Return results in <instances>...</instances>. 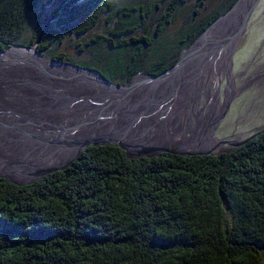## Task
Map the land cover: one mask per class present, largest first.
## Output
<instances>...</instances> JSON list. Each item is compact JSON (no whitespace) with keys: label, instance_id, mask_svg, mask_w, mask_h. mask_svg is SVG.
Masks as SVG:
<instances>
[{"label":"trees","instance_id":"trees-1","mask_svg":"<svg viewBox=\"0 0 264 264\" xmlns=\"http://www.w3.org/2000/svg\"><path fill=\"white\" fill-rule=\"evenodd\" d=\"M238 2L0 0V51L41 43L38 53L71 64L51 48L113 27L87 39L89 58L72 65L124 86L175 66ZM31 26L38 32L26 38ZM252 136L210 155L88 147L35 183L0 178V264H264V130Z\"/></svg>","mask_w":264,"mask_h":264},{"label":"rangeland","instance_id":"rangeland-1","mask_svg":"<svg viewBox=\"0 0 264 264\" xmlns=\"http://www.w3.org/2000/svg\"><path fill=\"white\" fill-rule=\"evenodd\" d=\"M188 13H189V6L187 5L179 11L176 17V23L173 26H171L168 32L170 37L174 36L177 33V31H179L182 28L184 19ZM34 26L30 27L29 32L26 33V38L28 36H31L33 33L38 32V29H39L38 27L35 30H31L32 28H34ZM112 28L113 27H110V28L103 27L99 29L98 31H94L93 33L90 32L91 34H87L82 37H79L76 34L70 35L68 38L64 40V42L59 47L53 46L50 50V53L53 55L64 54L66 55L67 60L73 61L72 62L73 64L81 63L83 65L86 63L85 61L90 56L88 52L81 51V48H83V43L87 39L94 37V34H97V33L106 34L107 30H111ZM70 29H75V26L70 27ZM240 33L238 36H236L234 46L231 49V51L228 53L227 58H226V63L220 70L218 77H216L217 79L214 78L215 81L208 79L206 80V82H204L200 86L196 84L194 87L190 89V91L184 97V100H186L185 105H182V106L174 105L172 107L173 112L171 111V109L168 108L167 105L165 104L162 105L166 109V115H167L166 117L169 118L168 120H171V121L176 120L178 122V125H176V130H177V133H181L179 138L182 139L181 143H183L184 140L191 134L192 128L195 129L198 126H202V124H205V121H207L210 118L211 110L208 109L207 105L204 104L203 107H201V109L199 107V105L203 102V99L205 103L207 102V99L203 97V93L207 90H211L213 95L219 94L220 102L215 105L216 111L213 116V119L211 120V122L209 120L207 121L211 123L212 127L207 129L205 132H203L204 134L202 135V139H201L203 142L205 141L206 145L210 146L208 149L199 148L195 150H188V149H181L178 147H172L171 145L164 146L162 143H160L161 146H159V145L151 144L150 142L153 140V138H147V137H144L143 140L147 141L149 145H146L143 147H137L135 149L132 146L135 143H132V142L135 141L134 139L140 142L141 139L136 138L133 135L132 132L136 125L134 127L129 128L128 125H130V123L125 124V128L127 130H125L123 126L121 127L120 134H125L126 143L128 145H131L134 151L131 150L130 147H128L122 140H117L116 144H122L127 150V152L133 157L138 156L140 152H143L144 150L143 148H147V147L156 148V149L163 148V149H168L174 152H182V153L210 151L213 154H219V153H224V152H230L233 149L238 148L237 146L238 144L244 142L247 138L251 137L255 133L259 131H263L264 130V0H260V2L257 4L253 13L248 19L244 30ZM39 45H41V43L31 47L34 49H29L28 47H23L26 49H21V47L18 48L15 46L10 47L6 51H4V54L7 52L9 53L10 51L13 52V50L16 52L17 49L21 50L20 53L22 54V56L20 53L16 52L17 53L16 55L18 57L16 59L17 60L16 64H19L21 67L27 69L28 70L27 72L29 71L36 72L32 68V66L34 65L33 67H38L36 64L40 65L39 62L38 63L36 62V60L42 57L36 55L34 52L35 49L37 51V47ZM24 52H29V53H24ZM26 54H28L27 57H26ZM43 57L50 58L47 55L46 56L43 55ZM48 61L50 62V60ZM65 63H68V62H65ZM41 64L45 66L44 68L46 69L48 73L47 72L43 73V76H40L38 72L33 73L32 76L37 77L36 81L34 82L35 90L32 89V87L30 89L27 88L26 90V93H28L29 95H33L34 93L40 90L39 89L40 87L45 88V90H42V91L40 90L41 91L39 95V97L41 96V98H39L40 100L36 99L34 101L33 99H31L34 102H36L37 105H34L35 103L31 101V103L34 106L28 105V108L26 107V105L14 107V110L12 111L13 113L10 112L9 114L10 116L15 115L14 120H12L14 124H10L9 122L7 123L6 119H4L3 121H0V130L2 131L1 133L2 136L0 137V140L3 137L8 135L9 138L12 137L11 141L13 143L20 144L22 147H16L15 145L13 146L16 149L15 156L18 159H20V161L23 163L22 166L20 167H11V168H4V169L1 168L0 175L5 174L9 176V178L13 180L16 179L15 181L18 180L17 182L23 183V184L34 182L38 178L35 175L39 170L42 171L46 168H49L48 167L49 165H47L48 163L52 164L53 166H56L55 164H58L59 165V166L57 165L58 167H62L64 165L63 163L69 161L75 154H77L76 152L78 148L80 147L81 143L83 142L82 140L83 137L78 138V139H72V137L69 138L65 136V134L61 135L59 132H56V133L52 132V130L58 131L57 129L60 128L61 132L65 131L66 133L67 128L61 127L59 126V124H56V123L52 124V122L47 121L45 118L41 119L42 115H39L37 119H32L31 121L27 119L26 115H29L28 113H32L34 110L42 111L43 114H45L43 116L48 117L50 119H52L51 116H53V119H52L53 121H56V119L63 120L61 118L63 113H71L72 111V109H70L69 107H60V104L58 108H56L55 105L52 107L53 102L58 101L57 98L59 100H64L65 96L63 95V93H60L61 87H56L55 89L48 90L45 86H43L42 80L46 82L48 81V79L45 80L44 78H54V77L63 80L67 85L66 87H69L70 93L74 95V96L67 95L66 97L67 100L81 99L84 97L83 94L75 95L74 93H72V91H80L87 87H91L92 89L96 88L95 82L93 79L81 76L79 74L74 75L73 70H63L61 68L53 66L52 64H46V63H41ZM0 67L3 69H8V68L13 69V67L11 66L7 67V66L0 65ZM194 67L196 66L191 67V69ZM4 75L6 77L1 76L3 79L1 81L2 87L0 85V92L3 91L4 88H9L10 85L16 84V81L13 78L14 77L13 75H11L10 73L9 74L4 73ZM89 76H93L94 79L96 78L95 75H92V74H90ZM40 77H44V78L41 80ZM216 81H218L219 85ZM130 84H128V86ZM134 84H135V81L128 89H132L135 86ZM15 87L17 86L14 85V88L4 90V93H3L4 95L1 96L2 100L0 99V108L1 106L3 107L4 102L13 101L14 99L19 100V98H14L15 91H19L22 94L24 93V89L15 90L16 89ZM92 89L90 90L89 94H92L93 96H95L93 94ZM95 90H97L98 97L103 98V96H105V93L103 94L101 90H98V89H95ZM8 96H11V98ZM61 96L63 99L60 98ZM25 99L29 101V99L27 98ZM129 101L131 102V100ZM147 101L152 102L154 100L147 98ZM46 103H50L48 105L51 109H55V110L56 109H66V110H62L63 113L60 110L58 112H54L50 114V112H46V110L42 109V107L46 106ZM145 103H146L145 98H139L132 104L140 105V106L142 105L143 107H145ZM134 110L140 111V108L137 107V108H134ZM134 110L133 112L132 111L129 112L131 116L136 115V113H134ZM0 111H1L0 116L1 115L6 116L9 113L7 111H2V108L0 109ZM150 111H152L153 114L156 112V109H154V106H152L151 109L148 107L145 114L147 112L149 113ZM20 113L22 114L26 113V114L25 116H23ZM78 113L77 114L71 113V114L77 116L79 115ZM96 113H102V112L97 111ZM97 115L98 114H94L93 116H97ZM20 116L22 117L21 121H19L18 119V117ZM131 116L128 119L133 120V117ZM178 116H182V117H178ZM24 117L26 119H24ZM68 119H70L71 121L76 120V119L69 118V117ZM142 120H144V118L141 116L139 117L136 123L137 124L138 122L141 123L140 121ZM181 124H182V129H180ZM144 125L141 124L140 129ZM91 128H96V127H91ZM74 129L76 133H78L80 130L77 128H74ZM93 130L94 132L89 131V128H87L85 129L84 132H86V134L88 133L96 134L95 129ZM131 130L132 132H130ZM98 137H101V135H99ZM121 138L124 139V137H121ZM52 139L53 141L60 140L63 143H65L66 146H68V152H67L68 156L66 155L67 157L64 156V157H61V159H59L56 156H54L55 153H53V159L51 161H48V159H51L52 157L50 155L51 154L50 150L53 149L54 146H50L49 148L47 147L50 145L49 142ZM148 143H145V144H148ZM26 145L27 146L32 145L33 150L29 153L22 152L24 151V148ZM51 145H54V144H51ZM38 147H40L39 151L37 153H34L36 148ZM155 152L157 151H153L151 152V154H155ZM37 155L40 156V158L32 160ZM79 156H77V158ZM142 157L143 156L139 158H142ZM0 167H2V165H0ZM34 169H38V170L35 171Z\"/></svg>","mask_w":264,"mask_h":264},{"label":"bare ground","instance_id":"bare-ground-1","mask_svg":"<svg viewBox=\"0 0 264 264\" xmlns=\"http://www.w3.org/2000/svg\"><path fill=\"white\" fill-rule=\"evenodd\" d=\"M251 1L242 0L238 8L227 19H225L222 22H218L215 26H213V28H211L208 31L206 37L201 39L193 47V50L190 52V54L187 55L182 60L179 67L173 73H170L159 80L149 81V80H145L144 78H138L135 80V84H134L135 86L132 89H128V88L127 89L125 88L124 89H117V88L111 89L108 86H106L98 78L94 79L93 76L80 73L73 69L58 67L63 70H73L74 75L79 74L81 76L93 79L95 82L96 88L92 89L91 87H87L80 91H72V93H74L75 95L83 94L84 97L82 96L83 98L81 99L67 100L66 98L67 95L69 96H74V95L70 93L69 87H66L67 85L63 80L58 79L56 77L54 78L40 77L41 80L43 78L45 80L48 79V81L46 82L42 80L43 86H45L48 90L55 89L56 87H61L60 93H63V95L65 96L64 100H59L57 98L59 102L58 101L53 102L52 107L55 105L56 108H58L60 104V107H69L70 109H72L71 113L77 114L79 112L78 113L79 115L76 116L71 113H63L62 110H66V109H56V110L51 109L48 105L50 103H46V106L42 107V109L46 110V112H50V114L61 110L63 115L62 116L59 115V116H61L63 120L54 118L56 119V121H53L52 120L53 116H51L52 119L45 117L43 116L45 114H43V112L39 110H34L32 113H28L30 116L26 115L27 119L31 121L32 119H37L39 115H42L41 119L45 118L47 121L52 122V124L56 123V124H59V126L61 127L67 128L66 133L65 131L61 132L60 128H59L60 130L59 129H57L58 131L52 130V132H55V133L59 132L61 135L65 134V136L69 138L72 137V139H78V138L83 137L82 139L83 141L87 138H93V136H96L95 138H111L115 140L118 139V140H122L128 147H130L131 150H133L131 145H128L126 143L125 134H120V129L123 126V128L127 130L125 128V124L131 123L133 120H136L137 122L139 117L142 116L144 120L140 121L141 123L138 122V124L137 123L135 124L136 126L133 129V132L132 130L130 131L133 133V135L136 138L141 139L140 142H138V140L136 139H134L135 141L132 142V143H135L134 145H132L135 149L137 147H143V146L149 145L147 141L143 140L144 137L153 138V140L150 143L154 145H159V146H161L160 143H162L164 146L171 145L172 147H178L181 149H188V150H195L199 148L208 149L210 146L206 145L205 141L203 142L201 139H202V135L204 134L203 132H205L207 129L212 127L211 123L207 121L209 120L211 122V120L213 119V116L216 111L215 105L220 102L219 94L213 95L211 90H207L203 93V97L207 99V102L205 103L203 99V102L199 105V107L201 109V107H203V105L206 104L208 109L211 110V114L209 112L210 118L207 121H205V124H202V126H198L195 129L192 128L191 134L184 140L183 143H181L182 139L179 138L181 133H177V130H176V125H178V122L176 120H173V121L168 120L169 118L166 117L167 116L166 109L162 105L163 104L167 105L168 108L171 109L172 111V107L174 105H180V106L185 105L186 100H184V97L190 91V89L194 87L196 84L200 86L204 82H206V80L208 79L215 81L214 78L218 77L220 70L226 63V58H227L228 53L231 51V49L234 46L236 36L239 35V31H242L240 28L242 27L243 16L246 13V10ZM16 52L20 53L21 50L17 49ZM16 52L13 50V52L11 51L9 53L7 52L8 54L7 53L0 54V65L7 66V67H10V66L13 67V69L12 68L3 69L0 67L1 87H2L1 81L3 79L1 76H5L4 73H7V74L10 73L11 75L14 76L13 78L16 81V84H14L15 86H17L15 87L16 88L15 90L24 89L23 94L20 93L19 91H15L14 98H19V100L14 99L13 101L4 102L3 107L1 106L2 111H7L9 113L6 116L1 115L0 121H3L4 119H6L7 123L9 122L10 124H14L12 120H14L15 115L14 116L9 115L10 112L13 113L12 111L14 110V107L26 105V107L28 108V105L29 106L37 105L36 102L34 101L36 99L41 98V96L39 97V95L42 90H45V88L40 87L39 89L41 91L39 90L33 95H29L28 93H26V90L27 88L30 89L31 87L32 89L35 90L34 82L36 81L37 77H33L32 76L33 73L38 72L40 76H43V73L47 72L46 69L44 68L45 66H43L41 63L51 64L47 60L46 57L41 56L42 58H39L36 60V62L37 63L39 62L40 65L36 64L38 67H33L34 65L32 66V68L36 72H32V71L27 72L28 71L27 69L21 67L19 64H16L17 62L16 59L18 58L16 55L17 54ZM24 53H29V52H24ZM27 55L28 54H26V57ZM193 66H196V67L191 69V67ZM216 82L218 83V81ZM14 85H10L9 88H4L3 91L0 92V99L2 98L1 96L4 95L3 94L4 90L12 89L14 88ZM91 89L93 90L94 95H97V90L95 89H98V90H101L103 94L105 93V96H103V98L102 97L96 98L92 94H89ZM62 96L60 97L61 99H63ZM8 97L11 98V96H8ZM25 98L29 99V101L26 100ZM139 98L146 99L145 107H143L142 105L140 106V105L132 104ZM147 98L152 99L154 101L148 102ZM31 99H33L34 101ZM100 99L104 101V106H98L96 104L99 102ZM129 100H131V102ZM31 101L34 102L35 104L33 105ZM106 105H109L107 109L104 108ZM152 106H154V109H156V112L153 114L152 111H150L149 113L147 112L145 114L147 108L149 107L151 109ZM137 107L140 108V111L134 110V108H137ZM103 110H105L103 113H96L97 111L100 112ZM133 110H134V113H136V115L131 116L129 112L130 111L133 112ZM20 114L25 116L26 113H23V114L20 113ZM94 114H98V115L93 116ZM129 115L133 117V120L128 119L130 117ZM68 117L76 119V120L71 121L70 119H68ZM178 117H182V116H178ZM21 118H22L21 116L18 117L19 121L22 120ZM24 119L26 118L24 117ZM141 124L143 125L145 124V125L140 129ZM91 127H96V128H91ZM74 128L80 129L79 132L76 133ZM87 128H89V131H93V132H94L93 129H95L96 134H92V133L86 134V132L84 131ZM180 129H182V124L180 126ZM1 133L2 131L0 130V137L2 136ZM99 135H101V137H98ZM121 137H124V139H122ZM11 138H9L7 135L0 140V165H2L0 169L20 167L23 164L20 161V159H18L15 156L16 149L13 145H15L16 147H22V146L20 144L13 143L11 141L12 140ZM145 143H148V144H145ZM49 144L50 145L47 148H49L50 146H54V147L53 149L50 150V153H51L50 155L52 157L51 159H48V161H51L53 159V153H55L54 156H56L59 159L67 155L68 146H66L65 143H63L62 141L60 140L53 141L52 139L49 142ZM51 144H54V145H51ZM31 146L32 145L30 146L26 145L24 148V151L22 152H25V153L31 152L33 150V146L32 147ZM39 149L40 147L36 148L34 153H37ZM39 158L40 156L37 155L32 160L39 159ZM47 165H49L48 167L53 166L50 163H48ZM55 165L57 166L58 164H55ZM34 170L37 171L38 169H34Z\"/></svg>","mask_w":264,"mask_h":264},{"label":"water","instance_id":"water-1","mask_svg":"<svg viewBox=\"0 0 264 264\" xmlns=\"http://www.w3.org/2000/svg\"><path fill=\"white\" fill-rule=\"evenodd\" d=\"M251 1V0H250ZM242 2V0H239V2L232 8L231 11H229V13H227L225 16L221 17L220 19H218L216 22H214L201 36L200 38L196 41V43L188 50H186L180 60L178 61V63L173 66L172 68H170L169 70L165 71L164 73L160 74L159 76H142V75H138L136 76L131 84L128 86V85H124V86H118L112 82H110L105 76H103V74L97 70H94V69H89V68H81L79 66H76V65H72V64H69V63H61V62H58V61H55V60H52L51 58H47L48 60H50L51 64L53 66H57V67H64V68H68V69H73V70H76L78 72H81L83 74H87V75H90V74H93L95 75L96 78L100 79L106 86H108L109 88H117V89H127L129 88L136 79L138 78H144L145 80H149V81H156V80H159L163 77H165L166 75L170 74V73H173L178 67L179 65L181 64L182 60L190 54V52L193 50V47L201 40L203 39L204 37H206L208 31L213 28L214 25H216L218 22H222L224 21L225 19H227L239 6V4ZM260 2V0H252L250 2V6L248 7L246 13L244 14L243 16V20H242V27L240 28L242 31L244 30L245 28V25L248 21V19L250 18L251 14L253 13L255 7L257 6V4ZM242 31H239L242 32ZM241 34V33H240ZM15 47H21V46H15ZM21 49H26V48H23L21 47ZM29 49H34V48H29ZM35 54L38 55V56H42L43 55H40L38 53V51H36V49L34 50ZM0 54H4V51H0ZM96 98H99L97 95H95ZM98 106H104V101L103 100H99L98 103H96ZM109 105H106L104 108H108ZM105 110L103 111H100V112H104ZM136 124V120H133L129 127H134ZM96 136H93V138H87L83 141L82 145L78 148L77 150V154H75L69 161L63 163L64 165L62 167H58V166H51L49 168H46L42 171H38L36 173V177H38L34 182H30V183H19L11 178H9V176L7 175H0V178H4L6 179L9 183L11 184H14V185H18V186H23V185H28V184H32V183H35L41 179H43L44 177L48 176V175H51L53 173H56L58 171H64L66 170L69 166H71V164L75 161V159L77 158V156H79L86 148L88 147H98V146H109V145H117L119 146V148L123 149L124 151H126L127 155L129 158H139L141 156L143 157H148V158H152V157H159L160 155H162V153H166V152H170V153H174V154H180V155H185V156H188V155H210L211 152L208 151V152H192V153H182V152H174V151H171V150H168V149H163V148H143V152H140V154L136 157H133L131 156L127 150L125 149V147L122 145V144H116L117 140L118 139H111V138H95ZM253 136L247 138L244 142L238 144L237 146L240 147L242 145H244L247 141H249ZM44 140V139H42ZM153 151H157L155 152V154H151V152Z\"/></svg>","mask_w":264,"mask_h":264},{"label":"flooded vegetation","instance_id":"flooded-vegetation-1","mask_svg":"<svg viewBox=\"0 0 264 264\" xmlns=\"http://www.w3.org/2000/svg\"><path fill=\"white\" fill-rule=\"evenodd\" d=\"M255 134H256V133H255ZM255 134H254V135H255Z\"/></svg>","mask_w":264,"mask_h":264}]
</instances>
